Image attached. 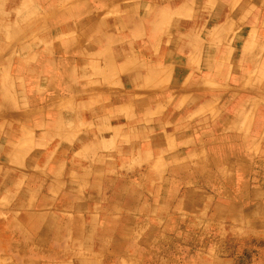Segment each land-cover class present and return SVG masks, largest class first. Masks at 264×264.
Instances as JSON below:
<instances>
[{
    "label": "crops",
    "instance_id": "crops-1",
    "mask_svg": "<svg viewBox=\"0 0 264 264\" xmlns=\"http://www.w3.org/2000/svg\"><path fill=\"white\" fill-rule=\"evenodd\" d=\"M6 9L0 264H146L124 231L106 234L101 199L116 208L139 180L196 187L167 174L185 166L206 167L216 211L264 236V0H0V26ZM113 159L144 172L118 175ZM77 183L71 242L63 199Z\"/></svg>",
    "mask_w": 264,
    "mask_h": 264
},
{
    "label": "rangeland",
    "instance_id": "rangeland-1",
    "mask_svg": "<svg viewBox=\"0 0 264 264\" xmlns=\"http://www.w3.org/2000/svg\"><path fill=\"white\" fill-rule=\"evenodd\" d=\"M8 12L9 9H6L5 14L1 13L0 30L7 24L5 20L8 19ZM24 24L30 27V22ZM22 28L26 27L23 25ZM44 28L47 26L41 22L35 30ZM19 36L16 38L18 39ZM15 40L12 38L3 54L8 56L7 53H9L14 56ZM20 40H30V36L22 37ZM0 160H5L3 154L0 155ZM113 160L117 162L113 169L118 175L133 173L138 176L144 172L145 167H127L120 165V159ZM205 168L204 166H185L167 173L169 175L175 173L179 178L195 176L200 180L196 182V187L193 183L182 180L177 183H168L167 188L165 187L166 189L159 193L158 185L160 187L161 183L139 180L135 182L133 188L129 189L130 197L124 196L127 193L126 188L121 189L123 193H119L117 201L119 206L116 208L110 207L109 198L103 197L101 212L95 216L99 218V223H106L108 228L105 231L106 234L120 237L119 231H124L125 236H128L129 246L125 245L121 248H134L135 254L141 257L147 255L146 264H212L213 261L214 264H221L218 259L222 256L229 258V264H264V236L248 233L244 229L245 225L236 220L232 221L230 215L225 216V208L222 206L219 205V210L216 211L218 199L205 196L206 193L217 189L216 185L201 176L205 174ZM248 168L250 172L252 170L251 176L254 177L257 176L261 166L247 167L246 170ZM215 170H217L216 167ZM82 184L77 183L74 188L72 185L69 196L63 199L71 208L64 219V227L69 231L67 238L71 242H74V238L82 236L81 231L77 232L75 229L78 220L84 222V215L74 214L72 209L77 206L80 210L81 205H84L81 204L86 199L81 193L84 188ZM121 184V182H106L110 192ZM233 188L237 186L234 185ZM126 204L130 206L129 210L125 209ZM126 223L132 230L125 229ZM150 242L151 244L148 245ZM163 259L165 260L162 261Z\"/></svg>",
    "mask_w": 264,
    "mask_h": 264
}]
</instances>
